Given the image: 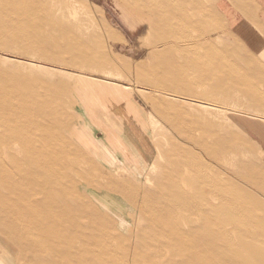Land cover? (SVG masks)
<instances>
[{
	"label": "rangeland",
	"instance_id": "obj_1",
	"mask_svg": "<svg viewBox=\"0 0 264 264\" xmlns=\"http://www.w3.org/2000/svg\"><path fill=\"white\" fill-rule=\"evenodd\" d=\"M161 2L20 0L59 14L61 29L43 32L0 0V103L36 104L50 125L25 124L22 133L36 141L29 136L0 153V264H97L90 257L110 254L112 241L122 262L111 264H245L218 257L200 234L178 241L201 212L172 190L168 174L179 168L170 161L191 150L264 219V0L201 3L196 14L206 18L191 31L214 41L203 49L214 57L207 69L186 61L182 35L170 32L180 16ZM228 7L254 32L255 45L233 30ZM144 13L151 24H139ZM31 114L17 116L27 123L23 115ZM77 203L100 218L75 214Z\"/></svg>",
	"mask_w": 264,
	"mask_h": 264
},
{
	"label": "bare ground",
	"instance_id": "obj_2",
	"mask_svg": "<svg viewBox=\"0 0 264 264\" xmlns=\"http://www.w3.org/2000/svg\"><path fill=\"white\" fill-rule=\"evenodd\" d=\"M5 1L8 4H14L16 8H21L24 15L26 13L25 24H29V18H32L33 20H35L32 22L34 23V27L38 28V30L42 29L43 32H47L48 30L61 29L59 25L58 28H56L57 26L55 27V21L58 19L57 16L59 17V14L57 12H51L49 9L46 8L47 6H45L44 4H41L39 6H33L29 5V3L28 5L23 6L20 3V0ZM166 2L167 6H172L173 9H175L177 14H179L180 16L177 17L178 20L173 23L174 25H171L170 32L174 35L178 33L182 35L180 36L182 42L180 43L179 50L189 55L186 57V61L191 62L197 59V62L200 61V63L202 64V66L200 65L201 67L199 69H207L211 67L210 64L213 61L214 57L211 58L210 56L206 55L203 49L205 50L210 46L213 47L212 43L214 41H211V43L210 41L206 42L203 39H200L199 37L195 38L191 31L192 26L193 28H200L203 19L206 18L203 17V13L196 14L198 9H201V3H204L205 0H166ZM117 4L124 10V12L127 11L130 13L131 10L129 9V7L120 5L119 3ZM156 5L160 7L163 4L161 0H153L151 6ZM188 7H192L193 9ZM43 9L46 10V19L41 21L42 19L40 20L38 17V11H44ZM142 15L143 19L138 20L139 24H145V22L151 24V16L145 13ZM34 17H37V19H35ZM194 17H196V19H194ZM193 68H195V66ZM40 95L42 94L40 93ZM23 104H10L8 102L0 103V126L6 129V133L4 132L6 136L4 135L5 139H3L4 141L0 146V153H3L5 150L8 149L13 150L18 148L21 142L28 141L27 138L29 136L31 138H34V140L36 141L37 138L35 139V137H32L29 132H27V136L22 133L23 131L21 129L25 128V124H29L32 127L50 126L47 123L48 121L46 119H39V117L36 116V114L34 113V110L36 109V104H33L31 102H27L25 105ZM28 110L32 111L33 114H31L29 117L27 116L28 118L23 115L27 122L25 123L24 121L20 120L17 114H19V112L23 114L25 113V111ZM0 136L2 137V135ZM203 145L206 146L205 143H203ZM214 157L218 158L217 156ZM40 160L42 159L40 158ZM170 162L179 166L178 169L173 170L168 174V179L169 181H171L172 190L175 191L177 194H180L181 196L185 198L187 197L192 200L194 203L193 205L197 207V211L201 212V215L198 214L199 216H194L195 218L191 217L189 219L190 222H193V225H191L190 223V226L193 227L191 228V234L189 233L187 235L177 236L178 241L180 243H187V241L193 240L195 238V235L200 234V239L204 242L207 247L211 248L218 257H226V255H232L233 257L244 261L245 264H260V261L264 262V219L258 218L257 213H255L253 210V205L249 203V198H246L244 194L237 192L235 190L234 185H232L226 179V177L217 167L206 162L201 156H198V154L195 155L191 150L179 154L173 161ZM40 166H42L43 168H47L49 165L47 162H41ZM18 167L24 168L28 171L29 169H31V166L25 163H20ZM55 203L61 206L62 200L60 202ZM104 203L106 204V202ZM85 208H89L90 213H88L87 209ZM71 209L75 212V214H92L95 215V217L100 218V215L96 214L93 211L94 207L92 205L87 204V206H85L77 203L71 206ZM105 220L108 221L107 223H109V225L111 224V221H109L108 219ZM73 221L78 222V217L73 218ZM151 221L153 222L154 219H151ZM94 226L99 229L104 228L100 224H96ZM82 241H84V237H82ZM86 242V245L89 247V242L87 240ZM115 243L116 242L112 241L108 244L106 243L105 245L108 250H112L110 254L94 252V254L90 257V261L93 263L95 262L97 264H111L122 262L120 257L118 258V255L115 249L113 248V244L115 246ZM224 243H227L226 246L224 245ZM123 250L124 252L126 251L128 253H131L127 246H125ZM74 253H80L79 255H82L83 251L74 250ZM199 257L201 259L203 258L202 260H206L209 263L211 261V258L208 257L209 259L207 260V257H204L201 254Z\"/></svg>",
	"mask_w": 264,
	"mask_h": 264
},
{
	"label": "crops",
	"instance_id": "obj_3",
	"mask_svg": "<svg viewBox=\"0 0 264 264\" xmlns=\"http://www.w3.org/2000/svg\"><path fill=\"white\" fill-rule=\"evenodd\" d=\"M226 13H227L226 14L227 17L230 20L231 26L233 30L237 33V35L240 36L241 38L247 39L249 43L255 45V42H257L256 35L254 34V32H252L249 29L246 22L242 21L243 19L239 16L237 11H235V9L228 7ZM111 151L113 152V154H117L115 150H111Z\"/></svg>",
	"mask_w": 264,
	"mask_h": 264
}]
</instances>
